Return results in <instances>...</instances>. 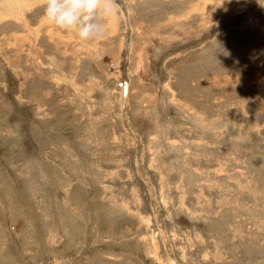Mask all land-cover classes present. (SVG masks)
Instances as JSON below:
<instances>
[{"label":"rangeland","instance_id":"rangeland-1","mask_svg":"<svg viewBox=\"0 0 264 264\" xmlns=\"http://www.w3.org/2000/svg\"><path fill=\"white\" fill-rule=\"evenodd\" d=\"M120 2L0 0V264H264V0Z\"/></svg>","mask_w":264,"mask_h":264},{"label":"clouds","instance_id":"clouds-1","mask_svg":"<svg viewBox=\"0 0 264 264\" xmlns=\"http://www.w3.org/2000/svg\"><path fill=\"white\" fill-rule=\"evenodd\" d=\"M43 18L81 42H100L106 38V23L118 16V0H42Z\"/></svg>","mask_w":264,"mask_h":264},{"label":"bare ground","instance_id":"bare-ground-1","mask_svg":"<svg viewBox=\"0 0 264 264\" xmlns=\"http://www.w3.org/2000/svg\"><path fill=\"white\" fill-rule=\"evenodd\" d=\"M119 4H121L120 0H118Z\"/></svg>","mask_w":264,"mask_h":264}]
</instances>
